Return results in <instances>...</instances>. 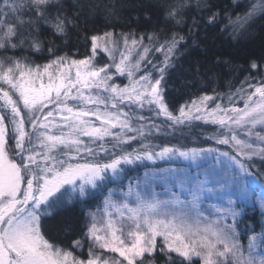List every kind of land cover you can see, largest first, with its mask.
<instances>
[{
	"label": "snow or ice",
	"instance_id": "snow-or-ice-1",
	"mask_svg": "<svg viewBox=\"0 0 264 264\" xmlns=\"http://www.w3.org/2000/svg\"><path fill=\"white\" fill-rule=\"evenodd\" d=\"M245 7L230 20L233 34L264 19V0ZM59 8L58 0H0V51L43 53L42 25L67 34L71 21ZM180 15L170 8L166 19ZM218 15H209L208 23ZM121 36L122 45L112 32L92 36L91 55L83 59L58 55L51 46L43 65L0 56V264H156L157 255L166 264H264V254H256L258 237L249 238L245 251L237 231L241 205L255 196L247 180L254 158L264 164V76L246 77L227 104L205 94L175 114L163 81L185 37L173 33L161 41L153 33L145 44L143 35ZM101 53L107 63L96 59ZM154 53L163 59L154 63ZM251 69L259 72L261 65L253 61ZM120 78L127 83H117ZM160 117L172 128L215 125L208 139L228 150L153 145L149 138L163 131L155 123ZM133 142L139 147L129 151ZM177 157L193 163L211 157V163L180 170V191L166 188L167 198L140 182L127 191L108 188L103 206L84 212L81 226L65 225L67 247L42 230L44 219L63 207L88 205L121 178L124 166ZM212 199L220 203L209 204L205 215L204 201ZM256 199L264 209V198Z\"/></svg>",
	"mask_w": 264,
	"mask_h": 264
},
{
	"label": "trees",
	"instance_id": "trees-1",
	"mask_svg": "<svg viewBox=\"0 0 264 264\" xmlns=\"http://www.w3.org/2000/svg\"><path fill=\"white\" fill-rule=\"evenodd\" d=\"M62 15L71 21L66 35H59L47 26H41L39 38L44 42V52L34 53L25 48L15 52L9 51L0 56L9 55L27 57L38 65L47 62L49 46L58 50V55L67 53L76 59H83L91 53V37L103 36L106 32L115 34L116 39L123 40L121 34L139 39L156 33L162 41L173 33L185 37L163 81L164 93L170 110L178 114L181 105H189L192 100L202 95L217 96V102L227 104V97L235 93L246 77L253 82L264 76V19L256 18L233 34V25L238 16L248 10L245 5L249 0H58ZM199 5V7H197ZM170 8H179L181 15L175 20L166 19ZM210 9V10H209ZM56 9H53L55 13ZM219 13L213 24L208 23L209 15ZM195 19L198 27H193ZM179 20L180 23L176 21ZM191 28V31L189 29ZM154 63L162 60L159 53H154ZM255 61L261 65L258 72L251 69ZM214 106L210 104V107ZM238 107L242 102L237 100ZM147 114V113H145ZM163 131L157 139V145H178L187 148L221 147L208 139L217 131V126L193 121L191 125L168 127V122L160 117L155 120ZM134 143V142H133ZM138 169L143 166L138 164ZM253 174L264 183V164L251 169ZM97 195L91 199L96 200ZM90 202V200H89ZM89 204V203H88ZM88 205H68L58 210L52 218L44 219L43 231L67 247L65 225L81 226L83 213ZM244 225L254 230L261 227V214L258 211L245 214ZM84 258L87 248L83 250ZM80 253H77L79 255ZM156 264H166L163 256L157 255Z\"/></svg>",
	"mask_w": 264,
	"mask_h": 264
},
{
	"label": "rangeland",
	"instance_id": "rangeland-1",
	"mask_svg": "<svg viewBox=\"0 0 264 264\" xmlns=\"http://www.w3.org/2000/svg\"><path fill=\"white\" fill-rule=\"evenodd\" d=\"M120 41L122 45L123 40ZM96 59L101 64L108 62L107 56L103 53L99 54ZM116 82L120 84H125L127 83V80L124 78H120ZM164 95H165V99H167L165 93ZM159 134L160 133L154 134L152 137L149 138L153 145H157L153 143L152 140L157 139ZM138 147L139 144L134 142L128 150L131 151L132 148H138ZM156 151H159V147L156 148ZM254 161H255V165L262 164L259 158H254ZM209 163H211V157L208 159V161H203V162L197 161L196 163L177 157L173 159H167V158L156 159L154 161L143 160V161H137L135 164L132 165H126L124 166V171L121 175V178L114 182L108 183L105 189H103L101 192H97L96 200L91 201L90 199V202L85 212L95 211L98 207L103 206V199L104 196L107 195L108 188L116 189L117 192H119L120 188H123L124 191H127V186L129 183L136 184L137 182H140L142 187H148L150 189H153L157 194L160 195L161 198H167L165 193L166 188H171L173 192L180 191L179 183L177 180V177L181 174L180 170H187L194 172L196 171L197 164H199L201 168H206L208 167ZM138 164L143 166L142 169H138L139 166ZM171 170H176L175 175L172 174ZM247 180L250 187L254 191L255 196L245 200L241 206L244 207L245 210L244 215L253 213V211H258V213L261 214L262 216L261 227L259 230L249 231V228L243 224L242 221V219L244 218L243 215L239 220L237 231L241 233L240 243L242 244L245 251H247L249 238L253 235H256L258 237L256 240V254L262 255L264 254V239L260 237V234L262 231H264V209H261L259 200L256 199V197L259 196L261 198H264V183L259 179V177L256 176V174L247 177ZM181 198L184 199L185 197L182 195ZM212 203H220V202L215 199L205 200L203 205V207H205L206 209L205 215H209L211 210L208 208V205ZM228 222L231 223V220H229ZM77 253H80V250H78Z\"/></svg>",
	"mask_w": 264,
	"mask_h": 264
}]
</instances>
